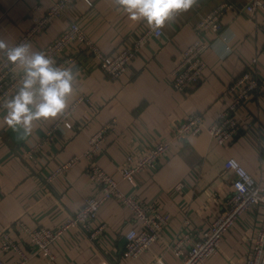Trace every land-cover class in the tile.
Wrapping results in <instances>:
<instances>
[{
	"label": "crops",
	"instance_id": "obj_1",
	"mask_svg": "<svg viewBox=\"0 0 264 264\" xmlns=\"http://www.w3.org/2000/svg\"><path fill=\"white\" fill-rule=\"evenodd\" d=\"M52 1L0 0V39L9 47L29 25L34 6L39 5L37 13L42 14ZM222 1L226 0H192L188 10L176 12L166 20L159 36L146 41L120 79L107 77L86 50L70 47V65L78 73L66 109L70 111L68 124L47 142L46 132L60 115L34 121L32 132L25 135L22 128L13 130L5 125L0 111V239L6 234L18 247L3 249L0 241V259L5 264H16L20 252L26 256L23 264H153L157 257L165 264H181L172 250L177 232L208 228L232 192L233 174L224 168V161L232 156L255 178L262 173L264 87L259 96L237 110L244 124L251 126L224 145L203 129L174 142L165 158L136 173L131 181L122 179L118 171L128 154L169 138L174 123L187 114L201 113L207 126L232 101L225 92L229 79L246 70L254 56L257 75L264 78V9L250 17L244 9L248 0H227L233 6L222 17L220 32L203 33L209 42L203 55L204 78L185 92L173 88L171 70L181 51L196 38L194 25ZM72 20L78 21L106 54L115 53L126 40L149 27L143 19H131L115 0H92L91 6L76 0L64 16L52 20L30 41L31 49L42 50ZM5 50L0 49V56ZM111 120L115 129L106 136L97 163L118 181L121 191L155 205L167 222L148 250L130 258L124 250V234L140 224L128 208L109 199L98 214V220L106 223L103 239H91L75 228L51 244L54 257L49 259L30 245L22 226L58 227L85 197L96 192L85 174L82 154L89 137ZM39 142L46 147L48 160L25 159V151ZM72 156L79 159L64 174L45 180ZM263 212L260 204L240 214L222 235L219 248L202 264H244L250 237Z\"/></svg>",
	"mask_w": 264,
	"mask_h": 264
},
{
	"label": "built area",
	"instance_id": "obj_2",
	"mask_svg": "<svg viewBox=\"0 0 264 264\" xmlns=\"http://www.w3.org/2000/svg\"><path fill=\"white\" fill-rule=\"evenodd\" d=\"M75 1L53 0L42 14L37 13L39 5L34 6L29 25L9 48L18 44H29L45 30L52 20L64 16ZM84 1L89 6L92 5V0ZM232 6L231 2L222 1L196 22L194 25L196 38L181 51L171 70L172 86L175 90L185 92L195 88L204 78L206 63L203 55L209 47V42L204 40L203 33L210 31L218 34L223 26L222 17ZM260 8L264 9V0H248L244 6L245 12L250 17ZM161 33L162 26L155 29L149 26L133 40H126L115 53L106 54L91 40L80 23L72 20L40 51L52 56L55 63L67 66L73 61V57L67 53V50L72 46L77 49L82 48L97 60V65L107 77L116 80L125 73L130 61L136 57L146 41L152 36H159ZM256 63L257 58L254 56L246 70L229 79L225 86V92L232 96V101L220 109L216 118L207 126L204 124L203 115L199 112H192L177 120L172 126V133L169 138L161 140L143 151L130 153L125 157L118 170L121 178L133 180L136 173L165 158L174 142H180L188 136L198 134L203 129L217 144L224 145L239 135L243 128L250 127L251 123L244 124L243 118L237 110L262 92L264 78L257 75ZM22 75V67L16 62L10 61L7 57V50H5L0 56V103L9 98L16 90ZM69 114L70 111L66 110L65 114L59 116L47 130L44 142L51 139L53 134L62 128L63 124H68L67 117ZM114 129V120L102 124L89 137L88 146L82 154L86 161L85 174L89 184L96 189V192L85 197L82 205L58 227L28 228L22 226L30 245L35 247L39 254L53 259L51 244L67 231L75 228L87 234L91 239H103L106 223L98 220V214L102 205L109 199H115L128 208L134 219L140 224L138 228H131L124 234V250L128 257H138L142 252L148 250L152 242L158 238L161 228L167 222V216L160 212L155 205L149 206L141 198L127 195L121 191L118 187V181L96 161L97 156L105 150L106 136ZM45 148L44 144L40 142L32 144L25 151L24 158L32 162H39V160L46 162L49 156ZM78 159V156H72L55 167L45 177V180L50 182L56 176L64 174ZM230 161H234L235 166ZM224 168L232 172L233 178L231 180L232 192L221 211L213 218L208 228L204 230L196 228L181 230L173 239L172 250L180 258L181 264H202L219 248L222 235L233 226L240 214L255 205L262 204L264 206V169L255 178L232 156L224 161ZM176 187L179 188V186ZM184 223L188 225L189 221L185 219ZM0 241L3 249H18L17 245L6 234L2 235ZM25 259V254L20 252V259L16 264H23ZM0 264L5 263L0 259ZM153 264L165 263L161 257H157ZM244 264H264V212L259 226L250 237V247Z\"/></svg>",
	"mask_w": 264,
	"mask_h": 264
},
{
	"label": "clouds",
	"instance_id": "obj_3",
	"mask_svg": "<svg viewBox=\"0 0 264 264\" xmlns=\"http://www.w3.org/2000/svg\"><path fill=\"white\" fill-rule=\"evenodd\" d=\"M131 19H143L150 27L163 26L178 11L190 8L192 0H115ZM0 49L7 50L10 61L23 69L18 87L0 103L3 123L13 130L32 132L33 122L55 118L66 113L74 93L78 69L74 65H59L44 51L32 50L27 43L11 48L0 39ZM230 163L235 166L234 161Z\"/></svg>",
	"mask_w": 264,
	"mask_h": 264
},
{
	"label": "rangeland",
	"instance_id": "obj_4",
	"mask_svg": "<svg viewBox=\"0 0 264 264\" xmlns=\"http://www.w3.org/2000/svg\"><path fill=\"white\" fill-rule=\"evenodd\" d=\"M3 54V53H2Z\"/></svg>",
	"mask_w": 264,
	"mask_h": 264
}]
</instances>
